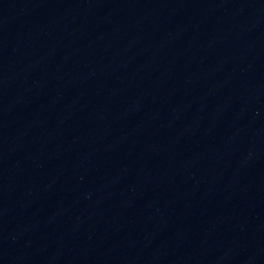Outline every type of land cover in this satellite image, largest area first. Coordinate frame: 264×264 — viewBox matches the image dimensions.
Returning <instances> with one entry per match:
<instances>
[{
  "label": "water",
  "instance_id": "1",
  "mask_svg": "<svg viewBox=\"0 0 264 264\" xmlns=\"http://www.w3.org/2000/svg\"><path fill=\"white\" fill-rule=\"evenodd\" d=\"M0 264H264V0H0Z\"/></svg>",
  "mask_w": 264,
  "mask_h": 264
}]
</instances>
